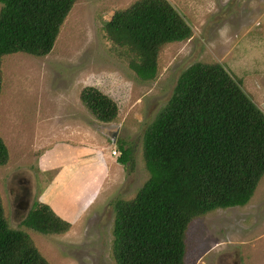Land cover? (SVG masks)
Wrapping results in <instances>:
<instances>
[{
	"label": "rangeland",
	"instance_id": "obj_1",
	"mask_svg": "<svg viewBox=\"0 0 264 264\" xmlns=\"http://www.w3.org/2000/svg\"><path fill=\"white\" fill-rule=\"evenodd\" d=\"M135 1L76 0L49 54L19 52L1 61L0 136L9 159L0 166V197L9 226L27 233L50 264H114L113 201L130 200L147 180L143 133L188 66L222 64L264 112V0H167L192 34L160 49L152 81L136 77L129 58L103 31L115 11ZM90 86L117 105L111 122L97 121L81 103L80 92ZM68 139L93 151L102 145L109 153L115 150L110 153L114 159L120 155L119 142L133 151L132 165H122L119 177L104 182L95 203L75 224L63 217L79 194L67 201L56 196L45 188L54 172L38 168L40 156ZM20 192H28L32 202L42 203V193L47 201L51 198L52 211L70 227L42 234L22 226L13 215V197ZM185 242L186 264H264V176L246 205L193 218Z\"/></svg>",
	"mask_w": 264,
	"mask_h": 264
},
{
	"label": "trees",
	"instance_id": "obj_2",
	"mask_svg": "<svg viewBox=\"0 0 264 264\" xmlns=\"http://www.w3.org/2000/svg\"><path fill=\"white\" fill-rule=\"evenodd\" d=\"M76 0H0V93L2 58L26 53L44 57ZM106 38L120 48L141 81L155 79L157 57L192 29L167 0H137L104 22ZM81 103L100 122L117 116V105L95 87ZM116 161L132 165V149L118 144ZM148 178L130 200L113 201L114 264H186V231L195 217L244 206L264 176V112L225 67L196 62L178 76L164 107L142 137ZM9 151L0 136V166ZM127 168V167H126ZM22 226L42 234L70 227L36 200ZM0 264H50L29 235L11 228L0 197Z\"/></svg>",
	"mask_w": 264,
	"mask_h": 264
},
{
	"label": "crops",
	"instance_id": "obj_3",
	"mask_svg": "<svg viewBox=\"0 0 264 264\" xmlns=\"http://www.w3.org/2000/svg\"><path fill=\"white\" fill-rule=\"evenodd\" d=\"M106 149L102 145L99 149L95 147L93 151L85 144L79 146L68 139L40 156L38 168L41 173L49 170L54 172L45 187L48 188L47 190L65 201L79 194L75 203H71L73 208L64 212L63 218L72 224L83 218V210H89L92 207L104 182L106 183L110 176L119 177L122 165L111 157V152L109 153ZM69 189H72L74 194H71ZM39 199L53 209L51 198L47 201L42 193ZM57 215L62 216L59 213Z\"/></svg>",
	"mask_w": 264,
	"mask_h": 264
},
{
	"label": "water",
	"instance_id": "obj_4",
	"mask_svg": "<svg viewBox=\"0 0 264 264\" xmlns=\"http://www.w3.org/2000/svg\"><path fill=\"white\" fill-rule=\"evenodd\" d=\"M25 186L20 185L18 188L21 190H26ZM23 190V191H24ZM22 191V192H23ZM28 192L25 193H15V197H13V215L17 216L21 221L27 216L29 209L32 204V200L28 198ZM30 202V203H29Z\"/></svg>",
	"mask_w": 264,
	"mask_h": 264
},
{
	"label": "built area",
	"instance_id": "obj_5",
	"mask_svg": "<svg viewBox=\"0 0 264 264\" xmlns=\"http://www.w3.org/2000/svg\"><path fill=\"white\" fill-rule=\"evenodd\" d=\"M112 154H116V152L115 151H112Z\"/></svg>",
	"mask_w": 264,
	"mask_h": 264
},
{
	"label": "clouds",
	"instance_id": "obj_6",
	"mask_svg": "<svg viewBox=\"0 0 264 264\" xmlns=\"http://www.w3.org/2000/svg\"><path fill=\"white\" fill-rule=\"evenodd\" d=\"M112 151H115V150H112ZM112 151H111V154H112ZM116 152V151H115ZM114 155V154H113Z\"/></svg>",
	"mask_w": 264,
	"mask_h": 264
},
{
	"label": "flooded vegetation",
	"instance_id": "obj_7",
	"mask_svg": "<svg viewBox=\"0 0 264 264\" xmlns=\"http://www.w3.org/2000/svg\"><path fill=\"white\" fill-rule=\"evenodd\" d=\"M33 203V202H32ZM32 205V204H31Z\"/></svg>",
	"mask_w": 264,
	"mask_h": 264
}]
</instances>
